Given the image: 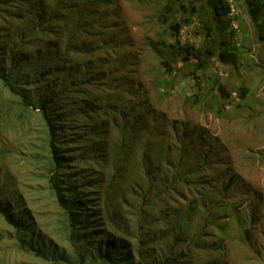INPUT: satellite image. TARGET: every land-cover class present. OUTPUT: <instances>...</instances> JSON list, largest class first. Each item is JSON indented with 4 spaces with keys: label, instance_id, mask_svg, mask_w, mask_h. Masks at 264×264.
Returning <instances> with one entry per match:
<instances>
[{
    "label": "rangeland",
    "instance_id": "374dc122",
    "mask_svg": "<svg viewBox=\"0 0 264 264\" xmlns=\"http://www.w3.org/2000/svg\"><path fill=\"white\" fill-rule=\"evenodd\" d=\"M79 1L92 15L64 77L91 84L55 111L68 173L100 203L98 243L128 232L136 247L153 231L160 258L178 236L192 264H264V8L226 0L230 13L216 17L209 0ZM0 114V200L23 206L60 264H77L46 179L39 109H20L0 87ZM1 236H14L2 215ZM15 245L0 242V264H54ZM92 261L87 252L82 264Z\"/></svg>",
    "mask_w": 264,
    "mask_h": 264
},
{
    "label": "trees",
    "instance_id": "16d2710c",
    "mask_svg": "<svg viewBox=\"0 0 264 264\" xmlns=\"http://www.w3.org/2000/svg\"><path fill=\"white\" fill-rule=\"evenodd\" d=\"M257 1L249 0L257 9L264 8V5L256 4ZM92 3L96 6L102 0H93ZM209 4L216 17L227 16L231 11L226 0H209ZM91 15L88 9L81 10L79 0H53L52 3L46 0H0V87L20 109L32 106L39 109L46 125V179L55 203L65 218L67 238L74 249L77 264L83 263L87 252H90L92 264H192L187 252H177L183 243L178 236L161 258L155 254L157 240L153 231L148 232L150 236L142 234L136 247H133L128 232L121 237L110 234L98 243L104 225L101 223L100 211L93 215L100 209V203L88 201L93 200L90 190L94 186L86 185L80 175L76 178L68 173L72 161L67 151H62L61 131L57 126L63 120L56 116L62 111H55V108L60 101L64 102L66 108L77 99L72 96V87L91 84L80 78L82 83L69 86L66 84L68 79L64 77V74H68V78L72 79L75 75L71 68V57L82 53L75 47L76 39L83 27L82 23ZM64 36H67L66 41H63ZM261 39L264 40V35ZM57 85L61 88H57ZM42 86L46 89L41 92ZM77 92L80 96L84 94ZM11 105L10 102L8 106L11 108ZM3 115L0 114V125L4 120ZM126 146V143L121 144L116 158L121 156ZM101 178V183L98 179L96 181L98 189L105 182L104 174H101ZM232 185L231 179L227 190ZM1 193L0 187V196ZM2 194L5 195L4 192ZM4 202L0 200V215L4 217L5 225L14 230V236H1L0 242L14 239V248L25 256L46 262L51 260L54 264L65 261V257L57 256V248L51 243L39 241L40 233L38 235L34 223H27L29 215L22 205L13 207L11 204L4 205ZM245 237L249 243V230L245 232ZM193 243H188V249Z\"/></svg>",
    "mask_w": 264,
    "mask_h": 264
}]
</instances>
